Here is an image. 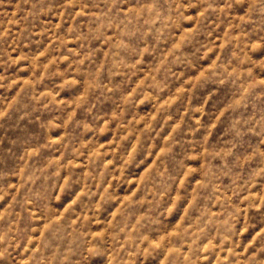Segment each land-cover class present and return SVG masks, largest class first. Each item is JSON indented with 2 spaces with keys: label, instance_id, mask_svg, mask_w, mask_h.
<instances>
[{
  "label": "rangeland",
  "instance_id": "1",
  "mask_svg": "<svg viewBox=\"0 0 264 264\" xmlns=\"http://www.w3.org/2000/svg\"><path fill=\"white\" fill-rule=\"evenodd\" d=\"M0 264H264V0H0Z\"/></svg>",
  "mask_w": 264,
  "mask_h": 264
}]
</instances>
